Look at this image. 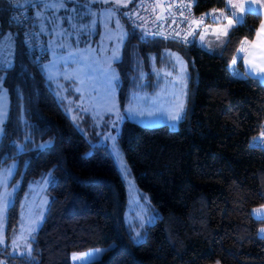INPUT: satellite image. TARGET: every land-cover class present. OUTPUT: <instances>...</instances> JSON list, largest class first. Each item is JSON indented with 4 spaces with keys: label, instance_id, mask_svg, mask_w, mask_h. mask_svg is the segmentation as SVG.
<instances>
[{
    "label": "trees",
    "instance_id": "obj_1",
    "mask_svg": "<svg viewBox=\"0 0 264 264\" xmlns=\"http://www.w3.org/2000/svg\"><path fill=\"white\" fill-rule=\"evenodd\" d=\"M21 6L32 14L29 5ZM224 7L225 0L192 4L196 15ZM260 21L259 14L246 12L224 45L207 52L196 44L145 38L125 20L128 38L116 63L121 97L133 46L142 58L176 50L190 72L189 113L177 130L123 125L119 139L125 160L136 185L161 214L146 228L144 240L134 244L124 226V184L112 158L104 145L91 148L64 113L41 69L44 61L27 49L9 1L0 0V37L15 32L12 65L3 70L8 109L0 168L14 161L10 186L20 180L6 211L0 263L70 264L71 252L114 242L88 264H264V238L258 235L264 220L251 213L264 205V148L250 145L264 128V83L247 74L233 78L228 68L242 39H252ZM45 141L50 144L39 148ZM49 170L54 181L30 254H14L9 242L28 182Z\"/></svg>",
    "mask_w": 264,
    "mask_h": 264
},
{
    "label": "rangeland",
    "instance_id": "obj_2",
    "mask_svg": "<svg viewBox=\"0 0 264 264\" xmlns=\"http://www.w3.org/2000/svg\"><path fill=\"white\" fill-rule=\"evenodd\" d=\"M129 2L130 0L113 4L114 9L111 6L108 7L110 9H87V15L91 16L86 20V10L79 12L74 8L68 10L67 19L54 16L51 22L54 31L52 38L56 41L41 69L56 101L90 147L104 145L112 158L124 184V226L130 240L139 244L145 238L146 228L154 224L161 214L152 204L149 194L136 185L119 138L127 121L147 127L165 125L171 130H177L179 123L189 113L190 72L186 60L176 50L165 49L159 55L148 54L142 58L139 48L133 46L130 50L131 70L121 97L120 87L123 82L116 63L122 60L123 46L128 38L123 7ZM245 8L248 10V5ZM238 12L240 11L233 10L231 16L225 13L224 18H219L210 16L211 13L207 11L203 14V20L192 23L186 37L190 38L193 45L213 52L224 45L229 30L241 22ZM40 26L43 27L42 22ZM194 29L196 33L191 36ZM241 42L228 65L233 78H243L246 75L238 66L245 38ZM258 80L264 83L263 80ZM176 113L179 119L173 120L172 116ZM49 144V141L40 142L38 147L43 148ZM91 148L86 155L91 153ZM15 170L14 161L0 168L2 248L6 245V211L13 203L15 192L20 186V180L10 186ZM53 181L52 170H49L28 182L21 202L18 229L9 242L12 253L26 256L30 254V241L43 219L49 202L48 190ZM251 213L255 218L262 214L254 208ZM261 229H264V225L258 229L259 236H263ZM114 247L115 243L112 242L106 246L71 252L70 264H88L99 260L107 250Z\"/></svg>",
    "mask_w": 264,
    "mask_h": 264
},
{
    "label": "crops",
    "instance_id": "obj_3",
    "mask_svg": "<svg viewBox=\"0 0 264 264\" xmlns=\"http://www.w3.org/2000/svg\"><path fill=\"white\" fill-rule=\"evenodd\" d=\"M125 1L129 0H19L21 5H29L27 9L32 12L34 17V24L37 28L41 45L45 52V58L48 56V52L52 50V46L55 45L54 43L56 41L52 38L54 31L51 22L54 19V16L67 19V17H69V13H67L68 10L74 8L79 12L86 10L84 16V19L86 20L91 16L87 15V9L90 11H92L94 8L99 9L100 7L114 9L113 4L124 3ZM132 1L130 0L127 5L132 3ZM245 5H248V9L249 5H251V7L254 9H258L257 14L261 16V21L256 29L254 37L252 39L245 38V43L240 51L242 54L239 57V62L242 65L241 71L242 73L264 81V31H261V26L264 25V0H232L230 2L229 0H225L224 9H212L209 10L208 13H211L210 16L224 18L225 13L226 15L231 16V12L233 10H238L240 11L238 12V15L242 21L243 15L246 12H250L247 10V8H245ZM126 6L123 8L125 9ZM41 22L43 23L42 28L40 26ZM14 36L15 32L9 31L0 37V136L2 124L6 118L8 109L7 93L2 84L3 70L9 68L12 65L14 53ZM7 65L10 66L7 67ZM263 206L254 207L255 211L259 210L262 213L261 216L256 217V219L264 220ZM262 235L263 236L261 237L264 238V233Z\"/></svg>",
    "mask_w": 264,
    "mask_h": 264
},
{
    "label": "built area",
    "instance_id": "obj_4",
    "mask_svg": "<svg viewBox=\"0 0 264 264\" xmlns=\"http://www.w3.org/2000/svg\"><path fill=\"white\" fill-rule=\"evenodd\" d=\"M8 1L27 49L33 53L36 61L43 62L44 50L34 25L33 15L23 9L19 0ZM192 4L193 0H134L126 8L124 16L127 24L141 32L145 38L172 40L190 47L193 43L186 35L192 23L203 20V14H194ZM195 33L194 29L191 36ZM250 145L264 148V128L253 137Z\"/></svg>",
    "mask_w": 264,
    "mask_h": 264
},
{
    "label": "snow or ice",
    "instance_id": "obj_5",
    "mask_svg": "<svg viewBox=\"0 0 264 264\" xmlns=\"http://www.w3.org/2000/svg\"><path fill=\"white\" fill-rule=\"evenodd\" d=\"M248 10H249L250 12H256V13H258V9H254V8H252L251 5H249V9H248ZM241 19H242V18H241ZM229 24H231V21H229ZM261 31H264V25L261 26ZM185 39H186V37H185ZM201 39H203V37H201ZM234 63H235V61H234ZM172 119H173V120L179 119V115H178V113L173 114ZM2 211H3V208L0 207V213H2ZM261 232L264 233V229H261ZM137 235H139V234H137Z\"/></svg>",
    "mask_w": 264,
    "mask_h": 264
}]
</instances>
